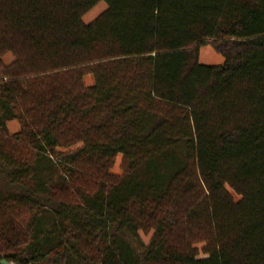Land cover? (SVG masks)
<instances>
[{"label": "trees", "instance_id": "obj_1", "mask_svg": "<svg viewBox=\"0 0 264 264\" xmlns=\"http://www.w3.org/2000/svg\"><path fill=\"white\" fill-rule=\"evenodd\" d=\"M0 258L264 264V0H0Z\"/></svg>", "mask_w": 264, "mask_h": 264}, {"label": "rangeland", "instance_id": "obj_2", "mask_svg": "<svg viewBox=\"0 0 264 264\" xmlns=\"http://www.w3.org/2000/svg\"><path fill=\"white\" fill-rule=\"evenodd\" d=\"M105 9H106V5L103 2L97 3L93 8H91L88 12H86L82 16L81 18L82 22L86 24L90 23L95 18H97L102 12H104ZM10 60H11V56H9V54L4 57L5 62H9ZM199 62L207 65H219L222 63V58L217 54L215 49L210 44H206L199 48ZM7 126L10 132L15 131L17 127L14 122L7 123ZM51 164L52 163L51 162L49 163V161L47 162V160L39 161V163L37 164L39 176L40 179L45 178L47 176H51L50 181L56 183L58 175L56 174L55 171L51 172ZM123 170H124L123 157L121 154H117L113 158L110 171L111 173L120 176L123 173ZM3 180L4 179L1 180V185H2L1 187H4L5 185V182ZM37 189L39 192L35 197L39 199V203L42 204V206H46L49 209H53L54 207L57 206L58 201L53 196H51L49 192L45 193L39 188ZM229 191L230 193H232V195L235 198L237 197V195H235V193L231 189H229ZM114 234H117V232L114 231ZM151 235H152V231H148V232L138 231L136 234H131L126 232L120 236L131 245V247L133 248V250L137 255L141 256L143 249L148 245L150 241ZM201 246H202L201 244H196V247L198 249H200ZM203 256H204L203 254L201 253L199 254V257H203Z\"/></svg>", "mask_w": 264, "mask_h": 264}, {"label": "water", "instance_id": "obj_3", "mask_svg": "<svg viewBox=\"0 0 264 264\" xmlns=\"http://www.w3.org/2000/svg\"><path fill=\"white\" fill-rule=\"evenodd\" d=\"M0 264H15V263L9 262V261L5 260L4 258H0Z\"/></svg>", "mask_w": 264, "mask_h": 264}]
</instances>
